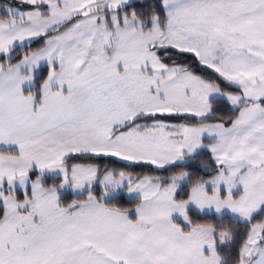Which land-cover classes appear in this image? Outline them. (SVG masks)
Wrapping results in <instances>:
<instances>
[{"label":"snow or ice","instance_id":"snow-or-ice-1","mask_svg":"<svg viewBox=\"0 0 264 264\" xmlns=\"http://www.w3.org/2000/svg\"><path fill=\"white\" fill-rule=\"evenodd\" d=\"M0 264H264V0H0Z\"/></svg>","mask_w":264,"mask_h":264}]
</instances>
